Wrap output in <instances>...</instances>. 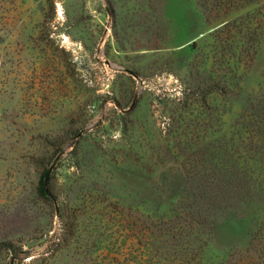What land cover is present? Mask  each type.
<instances>
[{
	"label": "rangeland",
	"instance_id": "rangeland-1",
	"mask_svg": "<svg viewBox=\"0 0 264 264\" xmlns=\"http://www.w3.org/2000/svg\"><path fill=\"white\" fill-rule=\"evenodd\" d=\"M0 264H264V0H0Z\"/></svg>",
	"mask_w": 264,
	"mask_h": 264
},
{
	"label": "trees",
	"instance_id": "trees-1",
	"mask_svg": "<svg viewBox=\"0 0 264 264\" xmlns=\"http://www.w3.org/2000/svg\"><path fill=\"white\" fill-rule=\"evenodd\" d=\"M256 118V120L259 118V113L256 115V116H253ZM48 172L49 171H46L45 174H43L40 178V182H39V192H40V195L45 197V198H49L45 192V178L46 176L48 175ZM48 185V184H47ZM48 189V188H47ZM49 191V190H48ZM50 193V192H49ZM167 225V224H166ZM159 229H162L161 226L159 225Z\"/></svg>",
	"mask_w": 264,
	"mask_h": 264
},
{
	"label": "water",
	"instance_id": "water-1",
	"mask_svg": "<svg viewBox=\"0 0 264 264\" xmlns=\"http://www.w3.org/2000/svg\"><path fill=\"white\" fill-rule=\"evenodd\" d=\"M61 156H62V154L58 156V158L56 159V161H57ZM49 175H50V171L48 172V175H47L46 178H45V192H46V194H47V196H48L49 198L54 199V198L51 196V194L49 193L48 189H47V184H48V181H49Z\"/></svg>",
	"mask_w": 264,
	"mask_h": 264
}]
</instances>
